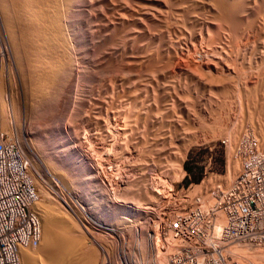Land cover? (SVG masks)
<instances>
[{"label":"bare ground","instance_id":"1","mask_svg":"<svg viewBox=\"0 0 264 264\" xmlns=\"http://www.w3.org/2000/svg\"><path fill=\"white\" fill-rule=\"evenodd\" d=\"M174 1L173 0H0V16L5 26V30L8 35L7 38L9 39L11 48L13 52L15 51V53L18 55H20V52L22 51V53H24L26 57L27 64L25 68L26 69L25 78L27 79V87L29 91L27 90L28 93L27 94L25 93L23 103L16 104V108H18V110L21 111L23 107L25 113L27 112L29 113L28 114L29 117H27V119L29 118L30 121V123L28 124L29 126L28 130L30 131V134H32V138L34 137V139L37 141V144H40V146L42 147V149H40V151L42 152L41 155L40 153H38L39 150L35 146V148L38 150L37 152L35 151L36 155L40 156V159L44 157L45 160L44 162L43 161L42 162L43 165L48 168L47 170L52 169L53 171L54 170L53 166H54L55 169L56 168L63 169L66 172L75 175L77 179L82 176L83 177L85 176L86 179L88 178L85 182L87 184V186L86 185L85 186L87 187L86 194H87V202H89L88 204L92 206L94 205V200H96L97 202L99 199L97 198V196L99 197V194H97L98 192L95 194L96 195L95 196L92 193H90L88 190H92L94 188L93 190L96 191L97 189H99L101 194L100 198L103 200V202H106V205L109 206L108 212L112 216H118L121 214L122 216L128 214H131L133 216L142 215L143 213H141L140 210L143 211L144 206L141 205L142 204L141 201H145L148 204H150L155 202V200L159 201L160 197L157 195L155 191L156 189H154L151 186V184H153V181L150 182L151 184L145 185L143 188H140L139 190L137 189V191L133 189L131 183L123 184L125 181L124 182L121 181L122 183L121 184L118 183L117 187L121 188L120 187L121 185L125 193L131 192L129 196L130 201L128 198H125V200H120L119 202H117L118 201L117 198L113 196V194L110 192L106 184L103 183L104 181L101 180L100 176H98L97 169L92 166L91 164L92 161L90 158H88L89 156L86 157V155H84L83 152L80 149H78L77 145L75 144L76 142H74L73 140L74 135H71L72 134L70 132L71 126L69 127L71 121L74 122L71 124H75L76 122V124L78 125L79 123L87 125L89 124V121H87L88 119L86 120L82 115V108L84 104L82 103L81 99L83 98L80 99L77 97L78 99L77 98L75 99V106H74V108L75 107L76 108L73 109V111L70 110V106L72 105L73 107V103L71 104L73 100V98L71 97L72 96L71 92L75 89V87L76 90L80 92V90L82 91V86L85 83H87L86 85H88V83H91L94 86L92 85V87H90L91 93L89 94L95 95L94 97L97 96L100 97L101 95V97L103 98V99L98 98V102L100 101L99 103L102 102L101 105L103 104L102 107L99 104L100 110L98 109L97 106L94 107H97L96 111L99 110V113L98 112L97 113L99 114L101 119L105 117V119H102V122L104 121V124H102L101 128L102 127L103 128L102 129L100 128L101 129L100 131L104 129L103 133L100 132L101 135H99L101 136V139L97 138L95 135L96 139L100 140L99 148H102L105 151L104 153H106L107 155L115 153L116 155L121 154L122 156L124 151H122L121 149H124L126 151L125 148L127 147L128 148L127 152L129 153L128 154L129 156L141 155L144 153L143 151L145 150L148 154L146 152L145 153L153 159L159 152H161V150H159L160 149L159 130L161 127L160 126L161 123L159 120L160 117H159V109H158V105H159L158 102L160 101L159 100L160 82H162V81L159 82L160 76L167 75V73H172V74L180 73V75L184 74L185 76H189V77L197 76V78L198 77L200 78V76H198L197 74L200 69L196 70L199 65L196 68L194 67L195 64L193 66L191 61H190L191 63L185 61V60L189 61V59L185 58L184 60L183 51L181 50L182 47L179 49L180 47L179 45L184 41L183 44L190 43L192 44V46H194V44L198 40L201 41L203 38H205V35L207 34L208 36H210L211 40L214 39L210 33L213 32L215 23L218 24L216 25V29H215L217 33L214 32L215 34L214 37H216V35L219 33V31L221 32L222 29L224 30V34L226 33L227 35L225 37H228L229 39L231 38L230 40L235 39V37H237V32L239 31L236 30L235 26L232 24L230 20L232 19V17L229 19L230 17L229 13L231 12V10L233 13L236 10L240 11L239 9H237L239 7L244 8V9L241 8L242 9L241 12H245L248 14L250 13V11H252L251 9H253L252 0H247L246 2H244V0H182L185 3H188L186 4V6L190 5L191 6V7L189 6L190 9L191 8L192 9L191 10L186 9L188 11L185 10L186 21L179 22L178 20H175L177 21V23L176 26L175 24L174 26L176 28L177 24L179 25V23L182 24L184 22L185 24L184 25L182 24L184 27L183 28L181 27L180 29L181 26L180 25L179 29L177 27V29L175 30L172 24L170 23L171 25L168 24V27L165 26L167 28L163 29L164 31H162L160 30V28H163L164 27L163 24L165 25V22L167 21V19H169V16L172 17L173 15L171 12H169L171 13V15L167 13L169 14V16H166L167 17L165 18L166 21L162 22L164 18L163 14L166 13L167 10L169 9L173 10L172 8L174 7V5H177V7L174 8L176 10L179 7L177 2H176L177 4L173 3L174 5L172 6V2ZM258 1L256 2L257 5L259 3ZM183 2H181L182 5ZM184 6L183 9L187 8ZM255 6L256 5L254 4V7ZM206 9L212 12L211 14L212 17H215L216 19L214 18L213 20L207 15H206L207 18H209L210 20L212 19L211 21L208 20L207 18L204 19V16L203 18H201L200 16H202L203 14L200 13V11ZM217 10L223 11L222 12L223 14L221 15L216 14L217 16H213L214 12ZM178 11L175 12L173 10V12H175L176 15L177 14L179 15ZM198 12L200 13V16H198L199 14ZM207 13L208 15H210L209 12ZM176 15H175V19L176 17L179 19V17ZM173 19L174 18L172 17V20ZM169 21H167V23ZM237 22H239V20ZM192 23L195 24L196 26L195 27L194 25L189 26ZM239 24L236 23V26ZM218 25L221 27V29L218 27ZM218 28L219 30H217ZM165 32H168V37L164 36L166 34ZM173 37H175L176 39ZM165 38L167 39L165 40ZM205 40H207V38ZM224 40L226 41L225 38ZM188 48L190 49H186V48H182V49L184 50L186 49L185 51H187L188 53L189 52L188 50H192L191 47ZM185 55L187 56V54ZM19 61L20 60H18L17 62L19 63ZM207 62L208 65L209 61ZM24 63L22 62V65H25ZM21 72L22 71H20V73ZM61 75L62 76L65 75L66 76L65 79H67V75H68V78L70 80L69 79L67 80L69 81L67 84H66L67 81L66 82L64 81L66 87L62 86L64 85V83H62L61 86L65 87V89L64 90L62 89L63 93L62 92L60 93L62 94L61 95L62 97H60V94L58 96L61 99V101L58 102V104L59 103L60 104L58 107H55L54 110H51L50 106L47 107V105L49 104L48 103L49 96L51 95V90L54 89L56 83L60 81L58 80V78ZM62 76L61 78L64 79V77ZM126 77L128 78V80H126L127 79ZM201 78L198 80L199 82L203 83L204 81H202L203 79ZM100 80H102L100 86L98 88L96 87L97 89L94 88L97 85V84L95 85V83L97 81H99L98 83H100ZM25 85L26 84H24V88L26 89L27 87H25ZM169 86L170 85H168V87ZM93 89H95L96 92ZM166 90L167 89H165L164 91ZM170 96L171 95H169V97ZM51 97L52 96H50V98ZM96 99L97 98H95V100ZM0 100H1L0 123L2 125V123L6 124L5 121L9 119L8 118L9 112H7V110L9 109H7L6 108L7 106L3 104L1 94H0ZM95 102L97 103V101ZM172 116L173 115L171 114L170 117ZM97 117L98 116H96V118ZM65 119L67 120V123L63 124L64 122L63 120ZM99 119L97 118L96 120L100 122ZM98 122L96 123V125L99 124ZM173 127H175V125ZM111 137H112L111 140H114V144L112 147H110L111 145L109 146L110 149H106V147L104 146L105 144H107V142H110L108 140H110ZM78 138L80 140V137ZM171 143H173V141ZM70 144H74L75 146L74 145L72 146ZM122 146L125 148H122ZM35 148L34 150H36ZM118 148H120V151H117ZM183 153L185 155L186 150H184ZM114 162L111 161L110 163H108L111 166V169L114 168V164H115ZM120 163L122 164V162ZM119 166L120 165H118V168H120ZM118 168L116 167V169ZM38 191L42 199V201L39 200L40 205L37 203L39 205L37 211L39 214V218H41L40 220H41L42 236H41L40 244L42 242L41 245L43 251L41 253L43 255L45 264H95V260L94 257H92L93 255L91 251L85 250L84 248H83L84 251L80 249L82 246L81 241L83 240L82 237L76 232L78 229L76 230L75 225H73L71 221L68 222L66 219H64L63 218L64 215L61 216L62 213L60 215V211L57 209L58 205L57 207L53 205L51 201L52 199H50L52 197H49L48 195L49 193L46 190H44V187L38 189ZM129 203H131V205H129ZM141 206H143V208H141ZM56 212H58L59 215L57 216L54 215L56 214ZM154 218H158V217H154ZM120 219L123 220L119 222H122L123 225L127 227L129 223H127L128 221L125 220V217L124 216L120 217ZM217 221H218L217 229H219L224 223V219L222 216H219ZM101 225L104 226V224ZM83 227L87 228L84 225ZM143 227L144 225L137 226L135 228L137 229L136 231L133 229V231H135L137 234L140 249L144 246L146 247L148 244V248L150 252L153 251L157 252L158 250L154 249L150 241V238L148 236V231L145 232V228ZM129 230L132 229L130 228ZM126 233L127 232L124 231L122 232V235L124 236V234ZM144 239L146 240L147 244L144 242ZM148 240L150 243L148 242ZM240 246L242 247L246 245H240ZM248 247L250 246H247V248L241 249L240 251L237 248L238 250V252L236 251L237 253L233 251V249H235L234 247L229 251L231 253L237 254L241 258L242 257L248 259L251 258L253 261L255 260L254 262L256 264H264V251H263L264 249L255 248V249H261V251H257V250L250 251V248ZM22 250H21V261L23 262V264H40L38 263L36 254L31 252L27 248ZM157 256L158 255L154 254L155 262L158 260ZM151 257H153V255H151ZM166 258L165 259L163 258L164 260H159L160 262L159 264H166L168 260V259L166 260ZM155 262L152 263L156 264Z\"/></svg>","mask_w":264,"mask_h":264},{"label":"rangeland","instance_id":"2","mask_svg":"<svg viewBox=\"0 0 264 264\" xmlns=\"http://www.w3.org/2000/svg\"><path fill=\"white\" fill-rule=\"evenodd\" d=\"M246 1L247 0H244V2ZM254 1L255 0H252L253 3L252 8L255 9L254 10L251 9L253 12L250 11L249 14L245 12H241V10L244 9L243 7L237 8L240 11L236 10L237 11V12L235 11L236 13L235 12L233 13L231 10L230 13L232 16L229 13L230 16L229 19L232 17V19L230 20L232 24L235 26V29L239 31V32L236 31L237 37H235V39H232L233 41L230 40L231 38L229 39L228 37H225L227 35L226 33L224 34V30H222L219 25L218 27L221 29V32L219 31V33L217 34L219 36L216 35V37H214L215 36L214 32H216L215 30L216 25L218 24L215 23L213 28L215 31L213 30V32L210 33L214 39L211 40L210 36H208L207 34L205 35V38H203L204 40L203 39L201 41L198 40L195 43L197 46L194 44L195 47L192 46V44L190 43L183 44L184 41L179 45L180 46L179 49L181 47L186 49H190L188 47L192 48V50H188L189 51L188 53L187 51H185L186 49L184 50L181 48L184 55L182 56L184 60L185 58L189 59V61L188 60L185 61L187 62L191 61L193 66L195 64L194 67L197 68V66L199 65L198 68L196 69V70L200 69L197 74L198 76H200V78L202 76L201 79H203L202 81L204 82L203 83L199 82L198 79L200 78L199 77L197 78V76L189 77V76H185L184 74L180 75V73L172 74L166 72L167 75L160 76L159 82L160 81L162 82H160V92H159L160 101L158 102L159 104L158 109H159V117H160L159 120L161 123L160 124L161 127L159 130V137H160L159 150H161V152H159L160 154L158 153L153 159L149 157V155H147L148 153L145 150L143 151L144 153L141 155L138 156L133 155L134 157L131 155L129 156L128 155L129 153L127 152L128 148L127 147L125 148L123 146L122 148H125L126 151L124 149L121 150L124 151L126 154L123 152L122 156L121 154L116 155L115 153H112L110 155H107L106 153H104L105 151L102 148H99L100 140L96 139V137L101 139V136L99 135H101L100 132L103 133L104 130L103 129L102 131H100L103 128V127L101 128L102 124H104V121L102 122V119H105V117L101 119L98 114L100 110L99 104L101 105L102 103V102L99 103L100 101L98 102V98H102L101 95L100 97H98L97 95H96L97 97H94L95 95L89 94L91 93L90 87H92L93 85L91 83H88V85H86L87 83H85L82 86V91L80 90L81 94L78 90H76V87L71 92L72 95L71 97L73 98L71 104L73 103V107L71 105L70 110L73 111V109L76 108V107L74 108V106H75V99L77 97L80 99L83 98L81 99L82 103L84 104L82 108V115L86 120L88 119L87 121H89V124L87 125L80 123L78 125L76 124V122L75 124H71L74 123L73 121H71L69 125V127L71 126L70 127L71 129L70 128L69 129L71 130L70 131L72 133L71 135H74L73 140L74 142H76L75 144L77 145L78 149H80L83 152V154L86 155V157L89 156L88 158H90L91 161L93 162V163L91 162L92 166L97 169L98 176H100L101 180L104 181L103 183L106 184V186L113 194V196L117 198L118 200L117 202H119L120 200H125V198H128L130 201L129 196L131 192L125 193L121 185H120L121 188L117 187L118 183L121 184L124 181L125 182L123 184L131 183V186L133 187V189H135V191H137V189L139 190L140 188H143L145 185L151 184L150 182L153 181V184L155 186L153 184H151V186L154 189H156L155 191L157 195L160 197L159 201L155 200V202L150 204H148L145 201H141L142 204L141 203L140 204L144 206V208L143 206H141V208H143V211L140 210V212L143 213L142 215H135V216L131 214L123 215L125 217V220L128 221L127 223H129L127 227H125V225H123L122 222H119L123 220L120 219V217H123L122 214L118 216H112L108 212L109 206L106 205V202H103V200L100 198L101 194L99 189L95 191L93 190L94 188L92 187L93 189L92 188L91 189L93 191L88 190L93 195H95L97 192H98L97 194H99V197L97 196V198L99 199L97 202L96 200H94V205L91 206L90 204H88L89 202H87V194H86L87 184L85 183L88 178L86 179L85 176L84 177L82 176L77 179L75 175L70 174L63 169H58V168L55 169L54 166H53L54 169L53 171L52 169L47 170L48 168L43 165V162L45 160L44 157L40 159V156L36 155V152L38 150H39L38 153L40 154L42 153L40 151L42 147L40 146V144H37V141L34 139V137L32 138V134H30V131L28 130L29 129L28 124L30 123V121L29 118L27 119V117H29L28 115L29 113L28 112L25 113L22 106L21 107L23 111L22 110L19 111L18 108H16V104L23 103L25 93L27 94L29 91L27 87V79L25 78L26 77L25 68L27 64L26 57L24 53H22V51L20 52V55L16 54L15 51L13 52L9 39L7 38L8 35L5 30V26L0 16V32L3 41L7 45L8 54H9V60L5 61V63L2 65V74H1L2 77L0 80V84H1L0 94L2 97L3 104L7 106L6 107L7 109H9L7 110V112H9L8 113L9 119L5 121L6 124L2 123L1 125L0 123V125L1 127H4L3 130L5 129L4 131L9 136H11L12 134L15 135V138L19 143V147L23 155L29 162V172L31 174V177L33 178L37 191L38 189L44 187V190H46L49 193L48 194L49 197H52L50 199H52L51 201L53 205H55L56 207L58 205L57 209L60 211V215L62 213L61 216L64 215L63 216L64 219H66L68 222L71 221V223L75 225L76 230L78 229L76 232L82 237L83 240L81 241L83 247L80 244L81 246L80 249L83 251L84 249L88 251L90 250L93 255L92 257H94L95 264H154L152 263L155 262L154 254L158 255L157 256L158 260L155 263L159 264L160 263L159 260H164L167 256L164 255L165 253H158L155 251H153L154 253L150 252L148 248V244L145 239L144 242L147 244V246L146 247L144 246L140 249L138 243L139 240L135 232L137 229L135 228L137 226L144 225L143 228H145V232H146L148 231L150 226L149 220L154 221V220H158V218L166 219L173 213L181 212L186 208L192 206V204L195 201V198L199 196L202 197L205 204L212 203L214 201V190L217 187L226 186L234 177V175L238 172V169L240 167V162L239 160L234 158L232 151L234 149L235 143L239 140L241 136H244L248 133L251 134L253 133L254 136H256L259 139V142L261 143V147L264 149V97H263L264 96V41H263L264 40V7H263L264 0L263 3L262 0L260 1L256 0L255 3ZM257 1L259 2L258 5L256 3ZM176 2L179 5L177 10L174 9L177 7V5H174L177 4ZM181 2L183 1L175 0L174 2H172V6L174 5L172 9L175 12L178 11L180 8H182L178 11L179 15L178 14L176 15L175 12H173V10L170 9L167 10L166 13H164L166 15L163 14L164 18L162 22L166 21L165 19L167 18L166 16H169V14L171 15V13L174 15V16L172 15L174 19L172 20V17L169 16L170 21L171 20L172 21L170 22L169 19H167V21L169 22L167 23L166 21L165 25L163 24L164 27L162 26L163 28H160V30L164 31L163 29L167 28L168 24L169 25L172 24L175 30L177 29V27L179 29L180 25H181L180 29L181 27L182 28L184 27L183 25L185 23L183 22L182 25L179 22L186 21L185 10L186 9L191 10L192 8L190 9L191 7L190 5L186 6V4L188 3L183 2L182 5ZM254 4L257 7L256 6L254 7ZM183 6L187 8L183 9ZM258 6H260L261 8ZM217 11L214 12L213 16H217L216 14L218 15L223 14L222 13L223 11L220 10L221 12L218 11L219 13ZM203 12L205 13V15ZM207 12H209L210 15H208ZM200 13H202L203 15L200 16ZM200 13L198 14V16H200L201 18H203V16L204 19H206L207 16L212 18L213 20L215 18L212 17L211 15L212 12L208 11L207 9L200 11ZM175 15L178 16L179 19L177 17L175 19ZM207 19L210 20L209 18ZM175 20L179 21L178 22L179 25L177 24L176 28L175 26L177 21ZM238 20L239 22H237ZM236 23L237 24L240 23L241 26L240 24L236 26ZM193 25L194 27L196 26L193 23L189 26H193ZM219 28L217 30H219ZM165 33L166 34L164 36L168 37V32ZM206 38L207 40H205ZM224 38L226 39V41L224 40ZM166 39L167 38H165V40ZM194 48L198 51H196ZM185 54H187V56ZM18 60H20L19 63L21 62L20 63L21 65L17 62ZM207 61H209L208 65H207L208 63ZM22 62L23 63L25 62L24 63L25 65H22ZM20 71L22 72L20 73ZM61 76L59 77L60 79L58 78V80H60L61 82L59 81L56 83L54 89L51 90L50 96L52 97L50 98L49 96L48 103L50 105L48 104L47 107L50 106L51 110H54L55 107L59 106L60 103L58 104V102L61 101L60 97H62L61 96L62 94L60 93L61 92L63 93L62 89L64 90L66 87L65 85L69 82L67 81L69 79L68 75H67V79H65L66 78L65 75L62 76L64 77V79L61 78ZM126 80H128V78ZM64 81L65 82L67 81L66 84ZM98 82L99 81L95 83V85L97 84L98 86L96 85L94 88L96 87L98 88L102 80H100V83ZM62 83H64V85H62ZM24 84H26L25 85V87H27L26 89L24 88ZM61 85L65 87H62ZM168 85L170 86L168 87ZM163 86L166 87L164 88ZM163 89L164 90L167 89L166 90L167 92L164 91ZM93 90L95 91V89ZM59 94L60 97H58ZM169 95H171L172 97L171 96L169 97ZM95 98L97 99L95 100ZM95 101H97V103ZM240 105L243 106L241 107ZM94 106H97L99 110L96 111L97 107ZM256 106L259 108H257ZM171 114L173 115L172 117H170ZM96 116H98L97 117L98 119L99 118L101 119V120L99 119L100 122L96 120L97 119ZM63 121H64L63 124L67 123L66 119ZM97 122L99 124L96 125ZM174 125L175 127H173ZM170 134L171 135L174 134V135L171 136ZM78 137H80V140ZM111 139L112 137L110 138V140H108L110 142H107V144H105L104 147H106V149H110V147L113 146L114 140ZM172 141L173 143H171ZM70 145L73 146L74 144H70ZM32 146L34 148L36 146L38 150L36 148H35L36 150H34ZM184 150H186L185 155L183 153ZM117 151H120V148H118ZM118 156L120 159L118 158ZM111 161L113 162L115 161L114 162L115 164L113 163L114 164L113 169H111V166L108 164ZM120 162H122V164ZM117 164L120 165L119 167L121 169L118 168ZM115 166L118 169H116ZM63 188L69 190V192L73 194L78 201L84 204L88 212V216L87 214L84 216L82 215L84 220L87 217L85 225L83 223L82 225L86 226L87 228H84L79 223V221L73 217L75 215L71 214V212L68 209H65L66 206H64V203L62 202L60 196L64 192ZM125 195H127L128 197ZM39 196L40 194L38 195V201L33 206V208L36 210L37 213H38L37 208H39L40 205L39 202L42 201L41 196L40 197ZM129 205H131V203H129ZM58 212H56V214L54 215L56 216L59 215ZM154 217H158V218H154ZM100 223L104 224V226H102ZM130 228L132 230H129ZM133 229L135 231H133ZM124 231L127 233L124 234L123 236L122 232ZM80 232L83 234H81ZM41 244L39 243V245L36 248L28 249V250L36 254L38 263L45 264L43 255L41 253L43 251ZM234 248L236 250L233 249V251L237 253L238 252L237 248L240 251L241 249L247 248V246H242V247L236 246ZM248 248H250V251H256V250L261 251V249H255V247L253 248L248 247ZM151 255H153V257H151ZM250 260L252 259L250 258Z\"/></svg>","mask_w":264,"mask_h":264},{"label":"built area","instance_id":"3","mask_svg":"<svg viewBox=\"0 0 264 264\" xmlns=\"http://www.w3.org/2000/svg\"><path fill=\"white\" fill-rule=\"evenodd\" d=\"M8 60L0 32V80ZM232 152L240 167L226 186L214 190L212 203L205 204L199 196L181 212L149 220L150 241L158 253L167 255V264H256L229 250L240 245L264 248V149L248 133ZM63 189L64 206L85 225L84 204ZM37 201L29 162L15 135L9 136L0 125V264H22L21 250L39 245L41 220L33 208ZM219 216L224 223L217 229Z\"/></svg>","mask_w":264,"mask_h":264}]
</instances>
